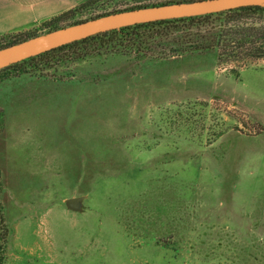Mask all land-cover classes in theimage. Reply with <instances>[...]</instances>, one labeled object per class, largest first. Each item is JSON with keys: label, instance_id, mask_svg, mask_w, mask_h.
<instances>
[{"label": "rangeland", "instance_id": "rangeland-1", "mask_svg": "<svg viewBox=\"0 0 264 264\" xmlns=\"http://www.w3.org/2000/svg\"><path fill=\"white\" fill-rule=\"evenodd\" d=\"M66 59L0 73L4 264H264V60Z\"/></svg>", "mask_w": 264, "mask_h": 264}, {"label": "trees", "instance_id": "trees-1", "mask_svg": "<svg viewBox=\"0 0 264 264\" xmlns=\"http://www.w3.org/2000/svg\"><path fill=\"white\" fill-rule=\"evenodd\" d=\"M90 0L59 16L43 22L38 29L22 33L13 41L0 45V49L23 42L45 33L99 18L143 7L159 6L171 3H184L200 0H132L133 4L124 9H115L84 20L62 23L72 19L79 10L98 2ZM103 50L110 52L125 51L146 57L150 53L163 55H192L201 53L214 54L221 64L231 62L244 63L253 60H264V7H246L227 12L208 14L197 17L157 21L124 27L118 30L94 35L86 39L64 45L38 56L26 59L0 69V73L13 71L21 75L28 70L42 71L52 61L67 57L72 62H83L93 54L99 55ZM0 205V223L4 222ZM0 225V264H4L5 240L7 232Z\"/></svg>", "mask_w": 264, "mask_h": 264}, {"label": "water", "instance_id": "water-1", "mask_svg": "<svg viewBox=\"0 0 264 264\" xmlns=\"http://www.w3.org/2000/svg\"><path fill=\"white\" fill-rule=\"evenodd\" d=\"M246 7H264V0H200L143 7L108 14L40 34L0 49V69L88 37L138 24L227 12ZM84 197L65 200L72 212L83 211Z\"/></svg>", "mask_w": 264, "mask_h": 264}, {"label": "crops", "instance_id": "crops-1", "mask_svg": "<svg viewBox=\"0 0 264 264\" xmlns=\"http://www.w3.org/2000/svg\"><path fill=\"white\" fill-rule=\"evenodd\" d=\"M88 0H0V36L38 28Z\"/></svg>", "mask_w": 264, "mask_h": 264}]
</instances>
